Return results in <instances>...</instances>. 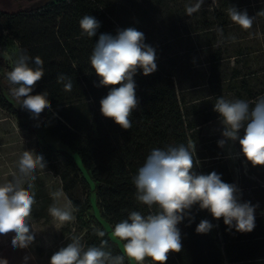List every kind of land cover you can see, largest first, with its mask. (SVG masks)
<instances>
[{
    "label": "trees",
    "instance_id": "obj_1",
    "mask_svg": "<svg viewBox=\"0 0 264 264\" xmlns=\"http://www.w3.org/2000/svg\"><path fill=\"white\" fill-rule=\"evenodd\" d=\"M154 2L170 7L176 0ZM203 5L202 19L197 20L206 48L202 81L183 92L165 62L155 61L157 70L147 76L138 69L133 77L138 105L130 117L132 127L127 130L102 115L100 100L111 89L97 86L100 78L89 58L101 34L115 36L117 29L134 27L135 19L119 21L110 12L107 0H58L28 10H0V28L10 31L29 56L44 61L45 74L32 95L47 91L51 109L46 108L33 119L12 96L7 80L12 68L1 60V89L11 101L0 97V106L43 141L50 169L60 176L72 202L75 224L85 230L81 238L85 246H99L106 240V251L123 255L109 231L132 211L149 213L148 207L136 199L133 177L153 148L193 143L199 161L194 168L197 174L215 171L222 181L236 185L226 159L218 153V143L212 147L201 142L200 128L220 117L214 111L218 97L251 101L264 95V16H256L264 10V0H204ZM231 6L256 16L252 28L241 29L230 20L227 9ZM84 15L95 17L101 25L91 38L81 34L79 21ZM60 74L72 79L70 92L57 83ZM244 160L248 169L247 175L240 174L238 197H251L252 205H257L253 231L229 229L223 218L216 220L194 205L191 223L186 216L177 225L182 249L170 252L166 264H264V166ZM73 180L86 186L84 200L73 194ZM91 194L95 195L98 217L89 213ZM204 219L214 227L207 234H198L195 229ZM94 229L104 231L105 236L98 237ZM119 243L122 246L123 242ZM124 264H131L127 257Z\"/></svg>",
    "mask_w": 264,
    "mask_h": 264
},
{
    "label": "clouds",
    "instance_id": "obj_2",
    "mask_svg": "<svg viewBox=\"0 0 264 264\" xmlns=\"http://www.w3.org/2000/svg\"><path fill=\"white\" fill-rule=\"evenodd\" d=\"M204 0L186 8L188 15L198 11ZM230 20L241 29L252 28L256 16H264V10L250 17L247 10L235 6L227 9ZM100 22L91 15H84L79 21L82 35L91 38L96 35ZM144 33L135 28L117 29V34H101L90 55V65L100 78L99 85L110 87L107 96L100 100V111L121 128L132 127V111L137 107L136 84L133 79L138 69L147 76L157 70L155 50L144 43ZM35 65L34 67L32 65ZM44 61L31 57L26 50L16 53L12 70L7 73L12 96L27 110L33 119H38L47 108L51 109L47 91L32 95L36 83L44 76ZM57 83H62L65 91H71L73 81L60 74ZM214 111L219 113L225 139L218 141L223 147L226 140H239L243 156L253 166H264V95L254 100H227L218 97ZM246 125V127H245ZM244 135L239 137L240 129ZM199 164L195 157V144L169 145L166 148H153L145 162L133 177L136 199L150 210L148 214L138 211L129 213L126 219L116 223L112 231L115 239L123 242V255L113 256L106 251V240L100 245L85 246L79 237L51 256L50 264H124L125 258L135 264H143L146 258L152 264H166L170 252L182 249L181 232L177 225L189 217L190 210L199 205L216 220L223 218L224 224L237 232L249 233L255 228V209L251 202H240L239 189L235 184L222 181L215 171L210 174H197L194 168ZM18 173L11 180L0 183V234L15 233L12 239L14 248H27L33 241L36 230L30 223L32 206L35 203L29 189L36 180L37 171H44L46 162L34 150L21 154ZM27 184V187H25ZM59 195V194H57ZM152 209H155L154 211ZM52 217L61 222L72 221V202L65 208L55 205L49 208ZM214 225L207 219L201 220L195 231L207 234ZM98 237L105 232L94 229ZM0 264H8L0 260Z\"/></svg>",
    "mask_w": 264,
    "mask_h": 264
},
{
    "label": "rangeland",
    "instance_id": "obj_3",
    "mask_svg": "<svg viewBox=\"0 0 264 264\" xmlns=\"http://www.w3.org/2000/svg\"><path fill=\"white\" fill-rule=\"evenodd\" d=\"M57 1L0 0V10L9 12L18 9L28 10ZM107 1L110 12L117 16L119 21L125 23L128 20H136L132 28L144 33V43L155 50L156 61L165 62L167 69L174 74L178 81L179 91L182 88L183 92H188L191 85L202 81L200 74L205 64L206 48L200 36L201 24L197 20L202 19L204 5L198 11L188 15L186 8L194 5L197 0H176V3L171 4L170 7L165 3H156L154 0H150L151 2L145 0ZM18 50H20L19 44L12 33L0 28V60L12 68ZM1 85L0 81V97L11 101L3 93ZM223 130L221 117L213 118L201 126V142L213 147L218 141L225 139L222 135ZM243 135L244 129L242 128L239 131V137L242 138ZM25 150H34L36 154L42 155L46 162V168L44 171H37V178L31 181L32 188L29 189L35 201L30 218V223L36 230L34 241L27 248H14L12 239L15 233L0 234V260H7L8 264H50L54 253L66 247L72 237H79L81 240L85 235V230L76 226L75 219L61 222L50 215L51 206L65 208L70 201L63 190L61 178L50 169L45 146L39 135L25 126L21 119H17L15 115L0 106V183L11 180L18 173V160ZM218 153L226 159L236 186L240 190V174L247 175L248 166L241 152L239 140H226L223 147L219 146ZM73 182V194L84 200L87 192L86 186L81 182L76 183L74 180ZM94 196L91 194L92 208L89 209V213L98 217L94 206ZM239 200L253 204L251 197L244 200L242 197ZM73 215L75 216L74 208ZM102 224L109 231V227ZM109 235L116 242L117 247L123 251L119 241L113 238L112 232L109 231ZM130 263L135 264L134 261ZM143 264H150V262L146 258Z\"/></svg>",
    "mask_w": 264,
    "mask_h": 264
}]
</instances>
